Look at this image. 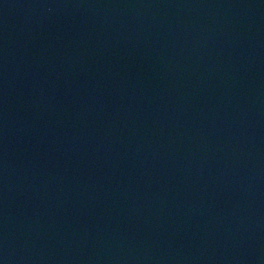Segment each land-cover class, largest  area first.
<instances>
[{
    "label": "water",
    "instance_id": "water-1",
    "mask_svg": "<svg viewBox=\"0 0 264 264\" xmlns=\"http://www.w3.org/2000/svg\"><path fill=\"white\" fill-rule=\"evenodd\" d=\"M0 264H264V0H0Z\"/></svg>",
    "mask_w": 264,
    "mask_h": 264
}]
</instances>
